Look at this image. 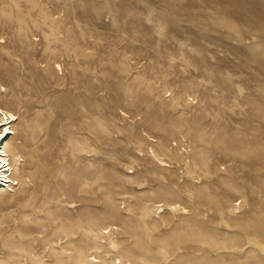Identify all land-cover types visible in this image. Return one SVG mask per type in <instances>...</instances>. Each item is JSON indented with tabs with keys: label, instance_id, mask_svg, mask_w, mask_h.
<instances>
[{
	"label": "rangeland",
	"instance_id": "1",
	"mask_svg": "<svg viewBox=\"0 0 264 264\" xmlns=\"http://www.w3.org/2000/svg\"><path fill=\"white\" fill-rule=\"evenodd\" d=\"M0 107V264H264V0H0Z\"/></svg>",
	"mask_w": 264,
	"mask_h": 264
},
{
	"label": "bare ground",
	"instance_id": "2",
	"mask_svg": "<svg viewBox=\"0 0 264 264\" xmlns=\"http://www.w3.org/2000/svg\"><path fill=\"white\" fill-rule=\"evenodd\" d=\"M16 120L17 119H16V117L13 114L5 111L4 109H2L0 107V192H4L5 190H3V189L10 190L12 188V186L18 184V183L14 184L15 179L11 178L12 174H11V168H10V160H13L14 158L17 157V152L16 151L19 149L20 146H18L17 144L13 145V144H11V142L13 140H17L18 139V140H20V142L22 144H24L25 141H24L23 138H20V137L14 138L15 132L13 131V126L15 125ZM149 152L157 159V161L161 165H166L167 166L169 164L168 161L156 156L157 154L155 155L152 150H149ZM83 182H85L84 193L87 194L91 190V183H90L91 180L88 177V178L84 179ZM58 184L59 183L56 182L57 186H58ZM67 194H68V192H67ZM68 197H69V199H71L70 195ZM84 199L85 198L75 197V202H82V201L84 202ZM170 210H174L175 211L176 207L174 206ZM182 210H184V209H182ZM85 221L88 222L87 220H85ZM88 223L91 224V222H88ZM88 223H86V224L84 223L83 225L84 226L87 225L86 226L87 229H89V228L92 229L91 226H89ZM88 226H89V228H88ZM94 227L95 226H93V228ZM83 230H86V229H83ZM84 233H87V232H84ZM87 235H88V233H87ZM80 237H82V236H80ZM84 237H86V236H84ZM92 241H93V239H92ZM95 263H100V262L95 261Z\"/></svg>",
	"mask_w": 264,
	"mask_h": 264
}]
</instances>
